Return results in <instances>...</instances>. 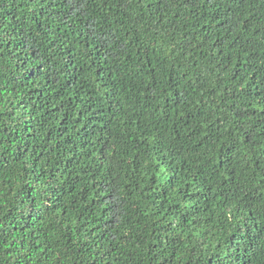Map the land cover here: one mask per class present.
<instances>
[{"label": "trees", "instance_id": "trees-1", "mask_svg": "<svg viewBox=\"0 0 264 264\" xmlns=\"http://www.w3.org/2000/svg\"><path fill=\"white\" fill-rule=\"evenodd\" d=\"M0 264H264V0H0Z\"/></svg>", "mask_w": 264, "mask_h": 264}]
</instances>
